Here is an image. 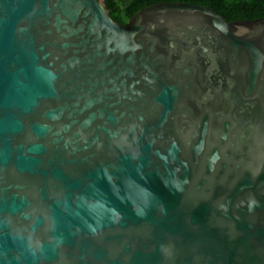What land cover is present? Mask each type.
I'll use <instances>...</instances> for the list:
<instances>
[{"label":"water","instance_id":"1","mask_svg":"<svg viewBox=\"0 0 264 264\" xmlns=\"http://www.w3.org/2000/svg\"><path fill=\"white\" fill-rule=\"evenodd\" d=\"M0 264H264V17L0 0Z\"/></svg>","mask_w":264,"mask_h":264},{"label":"trees","instance_id":"2","mask_svg":"<svg viewBox=\"0 0 264 264\" xmlns=\"http://www.w3.org/2000/svg\"><path fill=\"white\" fill-rule=\"evenodd\" d=\"M113 18L125 24L140 9L164 2H185L209 6L228 21L264 17V0H105Z\"/></svg>","mask_w":264,"mask_h":264}]
</instances>
